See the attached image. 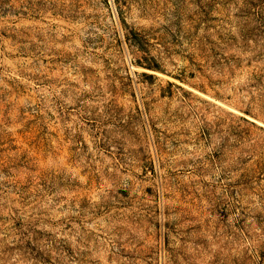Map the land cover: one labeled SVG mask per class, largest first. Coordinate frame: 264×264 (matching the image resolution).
<instances>
[{"label":"rangeland","instance_id":"1","mask_svg":"<svg viewBox=\"0 0 264 264\" xmlns=\"http://www.w3.org/2000/svg\"><path fill=\"white\" fill-rule=\"evenodd\" d=\"M0 264H264V0H0Z\"/></svg>","mask_w":264,"mask_h":264}]
</instances>
